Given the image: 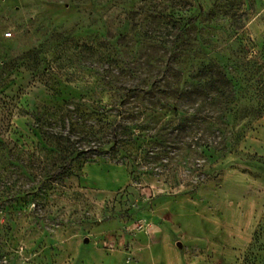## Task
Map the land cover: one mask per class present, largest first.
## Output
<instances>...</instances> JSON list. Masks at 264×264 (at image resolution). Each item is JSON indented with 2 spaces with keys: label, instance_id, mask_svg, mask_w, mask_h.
<instances>
[{
  "label": "rangeland",
  "instance_id": "obj_1",
  "mask_svg": "<svg viewBox=\"0 0 264 264\" xmlns=\"http://www.w3.org/2000/svg\"><path fill=\"white\" fill-rule=\"evenodd\" d=\"M0 264H264V0H0Z\"/></svg>",
  "mask_w": 264,
  "mask_h": 264
},
{
  "label": "trees",
  "instance_id": "obj_2",
  "mask_svg": "<svg viewBox=\"0 0 264 264\" xmlns=\"http://www.w3.org/2000/svg\"><path fill=\"white\" fill-rule=\"evenodd\" d=\"M79 155H84V153L81 152V153H79Z\"/></svg>",
  "mask_w": 264,
  "mask_h": 264
},
{
  "label": "water",
  "instance_id": "obj_3",
  "mask_svg": "<svg viewBox=\"0 0 264 264\" xmlns=\"http://www.w3.org/2000/svg\"><path fill=\"white\" fill-rule=\"evenodd\" d=\"M180 247V245H178Z\"/></svg>",
  "mask_w": 264,
  "mask_h": 264
}]
</instances>
